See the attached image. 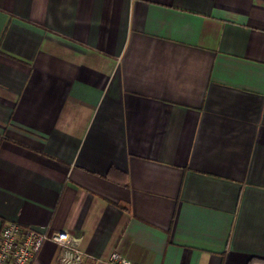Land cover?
Here are the masks:
<instances>
[{
	"label": "crops",
	"instance_id": "1",
	"mask_svg": "<svg viewBox=\"0 0 264 264\" xmlns=\"http://www.w3.org/2000/svg\"><path fill=\"white\" fill-rule=\"evenodd\" d=\"M9 221L82 264H264V0H0Z\"/></svg>",
	"mask_w": 264,
	"mask_h": 264
},
{
	"label": "built area",
	"instance_id": "2",
	"mask_svg": "<svg viewBox=\"0 0 264 264\" xmlns=\"http://www.w3.org/2000/svg\"><path fill=\"white\" fill-rule=\"evenodd\" d=\"M58 247L57 264H82L84 254L79 242L65 230H38L9 221L0 230V264H32L44 241ZM106 264H132L117 251L110 253Z\"/></svg>",
	"mask_w": 264,
	"mask_h": 264
}]
</instances>
